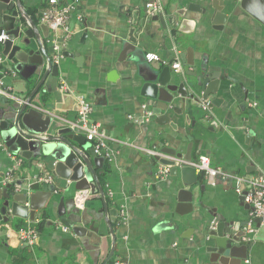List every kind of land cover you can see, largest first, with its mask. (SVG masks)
Here are the masks:
<instances>
[{
  "label": "crops",
  "instance_id": "crops-1",
  "mask_svg": "<svg viewBox=\"0 0 264 264\" xmlns=\"http://www.w3.org/2000/svg\"><path fill=\"white\" fill-rule=\"evenodd\" d=\"M150 1L75 0L68 18L71 36L61 56L55 49L51 55L57 75L46 77L36 99L59 128L66 127L62 119L76 117L77 95L90 104L91 119L109 138L107 156H101L98 167L93 164L105 199L93 188L86 189L90 195L79 210L74 202L78 189L74 182L51 174L53 159H23L14 169L16 181L50 173L51 179L31 192L48 191L52 185L54 191L35 211L34 220L0 218V264H109L115 258L126 264H204L213 220L233 229L247 223L245 238L252 245L248 263L242 264H264V224L254 219L249 225L250 209L233 177L210 182L196 173L194 208L180 215L179 167L173 174L167 166V175L157 177L163 164L142 150L153 149L169 158L164 150L184 155L190 143L192 160L205 155L212 167L231 176H264V0L244 6L242 0H218L221 11L214 9V0H160L162 10L155 14L146 7ZM22 5L44 45L53 46L52 31L39 18L48 0H22ZM22 27L32 31L29 21L22 20ZM31 40L35 43L34 33ZM123 44L133 46L134 52L129 50L121 59ZM146 53L159 60L145 61ZM181 56L196 64L206 58L217 67V92L198 108L179 113L169 106L157 116L153 102L141 94L139 66L142 74L147 67L170 66L175 75L182 71ZM175 62L180 63L177 69L172 67ZM39 78L35 74L24 79L10 61L0 64V79L11 86L18 101L26 99ZM62 82L68 91L60 88ZM3 99L8 98L0 96V105ZM76 134L93 163L100 156L93 154L82 133ZM2 146L0 188L14 168L15 155ZM22 226L37 229L35 246L18 240L16 231ZM112 246L113 255L106 262Z\"/></svg>",
  "mask_w": 264,
  "mask_h": 264
},
{
  "label": "water",
  "instance_id": "water-1",
  "mask_svg": "<svg viewBox=\"0 0 264 264\" xmlns=\"http://www.w3.org/2000/svg\"><path fill=\"white\" fill-rule=\"evenodd\" d=\"M217 1H213V7L221 11L220 6L216 5ZM242 1L243 6L251 2V0ZM158 17L160 18L159 15L156 16ZM22 20L29 21L32 31L23 29ZM0 29L10 34V38L2 46V54L7 57V61L13 63V69L24 79L35 74L40 75L24 101L3 99V104L0 105L2 143L9 151L23 159H53L51 163L53 176L59 175L74 182L78 191L93 188V192L98 191L101 199L104 200L105 194L93 166L95 164V167H98L104 157H96L92 163L83 147L84 143L80 141V136L68 127L59 128L53 121V116L51 114L44 116L40 105L37 104L39 102L36 97H39V90L46 77L49 74L57 75V65L51 56L54 52L53 46L44 45L42 38H39L36 25L23 11L22 0H0ZM33 33L35 43L31 40ZM121 48L119 54L121 59L127 57L129 50L134 52V47L127 44H123ZM144 60L146 61L145 57ZM181 61L182 71L175 75L171 72L170 66L147 67L144 74L141 73L142 68L139 66L143 81L141 94L153 102L151 106L157 116L169 106L179 113L198 108L203 102L210 101V96L217 92L220 81L217 67L209 65L206 58H202L198 64L182 56ZM190 66L193 67L192 70L189 69ZM178 106L180 108L176 110ZM73 141L79 147L74 145ZM163 152L169 154L170 158L155 156V160L170 166L173 174L179 167L182 176V188L177 192L176 212L180 215L189 213L194 208V185L198 182V177L194 167L180 164L176 159L192 160L191 144H188L184 155L176 153L173 149ZM18 183L21 184V181ZM53 191L54 185L48 191L17 192L12 189L11 183H7L0 188V200H2L0 218L4 216L5 221H8L11 216L24 218L30 216L31 220H34L35 211L45 205ZM40 198L41 202L38 204L36 201ZM241 199L243 200V196ZM245 205L250 209L247 204ZM255 222L259 225V218H255ZM246 225L247 223H243L233 229V227H225L223 223L215 224L209 233L211 242L205 248L208 256L204 264H242L252 245L251 241L245 238ZM109 226L112 230L111 224ZM113 252L114 246L106 262L112 257Z\"/></svg>",
  "mask_w": 264,
  "mask_h": 264
},
{
  "label": "built area",
  "instance_id": "built-area-1",
  "mask_svg": "<svg viewBox=\"0 0 264 264\" xmlns=\"http://www.w3.org/2000/svg\"><path fill=\"white\" fill-rule=\"evenodd\" d=\"M48 6L44 7L40 12V22L46 24L49 29L52 31L51 42L54 46V49L57 50L58 55L61 56V52L64 49L65 42L71 36L72 30L70 28L68 18L69 14L75 9V0L62 2L60 0H48ZM148 11L152 14L160 12L162 10V4L160 0H151L146 4ZM10 38V34L4 30L0 29V64L7 62V57L2 54L3 44ZM60 38V41L57 40ZM146 61L153 62L158 61L159 57L153 53H146L144 55ZM174 69L180 67L179 62L172 64ZM14 74V71H11ZM60 88L63 91H68L67 84L62 82ZM0 96L15 99L17 97L12 93L11 86L4 84L3 80L0 79ZM76 99V108L77 113L76 117L72 120L62 119L63 124L70 128L75 133H82L85 136L87 142L90 143L91 150L93 154L97 156H107V141L108 136L102 130L101 126L94 122L90 117L91 106L86 101L82 95H77ZM144 111L147 116L151 115V112L147 109L146 105H143ZM42 110V109H41ZM45 114H50L49 111L42 110ZM0 148H3L2 143L0 142ZM147 155L164 157L162 153H159L153 149H142ZM170 158V156H169ZM179 160L180 164H185L194 167L196 173L202 174L210 182H214L216 178H230L233 177L235 182L238 184L237 192L243 196V202L247 204L250 208V218L249 225L253 222L255 218H259L260 223L264 224V176L255 175V176H231L227 174L221 167H212L210 165L209 159L205 155H200L195 160ZM23 158L18 155H14V168L10 169L5 178L2 181V185L5 186L7 183L12 184V189L20 192L27 191L31 192L36 185L40 183L47 182L51 179V174H37L26 178L25 181L22 180L21 184L16 181V176H14V169H17L18 166L22 164ZM169 168L165 165H162L156 174L157 177H164L167 175ZM240 184V185H239ZM88 190H79L74 196V202L77 209H84L85 203L89 198ZM216 224L213 220L212 227ZM68 226H63V230L67 231ZM249 230V226L246 228ZM16 235L20 243L27 246H35L39 233L37 229L29 226L19 227L16 231ZM248 263V260H245ZM111 264H126L124 259L115 258Z\"/></svg>",
  "mask_w": 264,
  "mask_h": 264
},
{
  "label": "trees",
  "instance_id": "trees-1",
  "mask_svg": "<svg viewBox=\"0 0 264 264\" xmlns=\"http://www.w3.org/2000/svg\"><path fill=\"white\" fill-rule=\"evenodd\" d=\"M112 261L109 262V264H111Z\"/></svg>",
  "mask_w": 264,
  "mask_h": 264
}]
</instances>
